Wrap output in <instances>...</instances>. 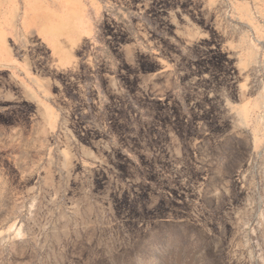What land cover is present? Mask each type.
<instances>
[{
    "label": "rangeland",
    "instance_id": "rangeland-1",
    "mask_svg": "<svg viewBox=\"0 0 264 264\" xmlns=\"http://www.w3.org/2000/svg\"><path fill=\"white\" fill-rule=\"evenodd\" d=\"M0 264H264V0H0Z\"/></svg>",
    "mask_w": 264,
    "mask_h": 264
}]
</instances>
